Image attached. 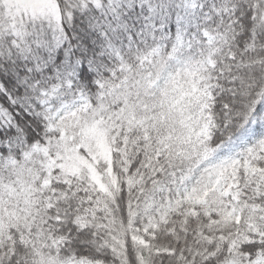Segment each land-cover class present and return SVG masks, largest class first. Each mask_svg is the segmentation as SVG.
Returning a JSON list of instances; mask_svg holds the SVG:
<instances>
[{"label":"snow or ice","instance_id":"obj_1","mask_svg":"<svg viewBox=\"0 0 264 264\" xmlns=\"http://www.w3.org/2000/svg\"><path fill=\"white\" fill-rule=\"evenodd\" d=\"M0 264H264V0H0Z\"/></svg>","mask_w":264,"mask_h":264}]
</instances>
